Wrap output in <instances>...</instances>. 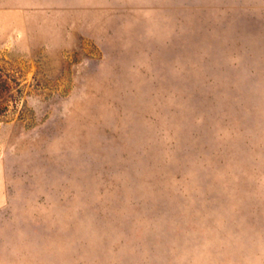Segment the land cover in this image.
<instances>
[{"label":"rangeland","instance_id":"1","mask_svg":"<svg viewBox=\"0 0 264 264\" xmlns=\"http://www.w3.org/2000/svg\"><path fill=\"white\" fill-rule=\"evenodd\" d=\"M0 264H264V0H0Z\"/></svg>","mask_w":264,"mask_h":264}]
</instances>
